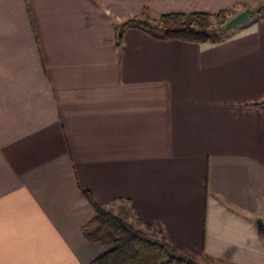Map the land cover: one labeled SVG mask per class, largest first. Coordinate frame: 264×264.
<instances>
[{"label":"crops","instance_id":"obj_1","mask_svg":"<svg viewBox=\"0 0 264 264\" xmlns=\"http://www.w3.org/2000/svg\"><path fill=\"white\" fill-rule=\"evenodd\" d=\"M261 4L0 0V264L103 255L83 189L199 259L264 264V15L206 43L117 38Z\"/></svg>","mask_w":264,"mask_h":264},{"label":"trees","instance_id":"obj_2","mask_svg":"<svg viewBox=\"0 0 264 264\" xmlns=\"http://www.w3.org/2000/svg\"><path fill=\"white\" fill-rule=\"evenodd\" d=\"M248 12L251 17H260L264 15V4ZM232 17L231 10L167 13L158 19L134 16L118 32V44L121 45L123 31L129 26L141 27L165 39L211 42L218 34L230 30L225 25ZM83 193L95 210V217L84 227L85 236L101 242L106 248L105 253L90 264H200L194 253L171 243L164 235L154 232L150 225L140 220L132 224L99 203L90 190L83 189Z\"/></svg>","mask_w":264,"mask_h":264},{"label":"water","instance_id":"obj_3","mask_svg":"<svg viewBox=\"0 0 264 264\" xmlns=\"http://www.w3.org/2000/svg\"><path fill=\"white\" fill-rule=\"evenodd\" d=\"M251 19V16L248 11H242L236 15H234L232 18L229 19V21L226 23L225 28L226 29H232L240 24L246 23Z\"/></svg>","mask_w":264,"mask_h":264},{"label":"rangeland","instance_id":"obj_4","mask_svg":"<svg viewBox=\"0 0 264 264\" xmlns=\"http://www.w3.org/2000/svg\"><path fill=\"white\" fill-rule=\"evenodd\" d=\"M260 6V5H259ZM258 6V7H259ZM257 8V7H256ZM110 210L112 211V212H114L111 208H110ZM115 213V212H114ZM115 214H117V213H115ZM118 215H120L121 217H123L124 218V216H122L121 214H118ZM125 219V218H124ZM135 225H136V223H135ZM141 227L143 228V229H146L145 228V226L144 225H141ZM147 230V229H146ZM198 260H199V263L200 264H223V263H221V262H219V261H215V259L212 257V256H210V255H205L204 256V258H202V259H199L198 258Z\"/></svg>","mask_w":264,"mask_h":264}]
</instances>
